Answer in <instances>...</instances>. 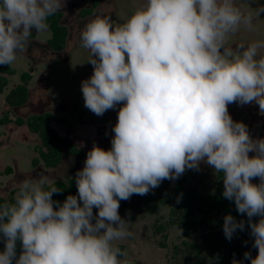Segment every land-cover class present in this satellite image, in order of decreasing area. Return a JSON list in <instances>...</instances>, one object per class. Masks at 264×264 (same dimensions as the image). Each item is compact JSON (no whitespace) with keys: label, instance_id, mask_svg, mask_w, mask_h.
<instances>
[{"label":"clouds","instance_id":"1","mask_svg":"<svg viewBox=\"0 0 264 264\" xmlns=\"http://www.w3.org/2000/svg\"><path fill=\"white\" fill-rule=\"evenodd\" d=\"M65 6L0 0V65H12L33 30L47 31ZM262 12L264 5L244 12L235 0H144L121 24L110 16L87 23L80 39L93 72L81 92L98 117L120 105L111 147L93 144L75 173L77 195L63 202L46 177L19 182L13 199L0 203V264H127L115 243L131 235L120 201L201 164L222 176L223 197L247 216L257 254L246 251L232 264H264V138L228 111L255 103L264 115V41L229 44L241 27L254 30ZM244 229V220L223 217L227 240Z\"/></svg>","mask_w":264,"mask_h":264},{"label":"rangeland","instance_id":"2","mask_svg":"<svg viewBox=\"0 0 264 264\" xmlns=\"http://www.w3.org/2000/svg\"><path fill=\"white\" fill-rule=\"evenodd\" d=\"M143 2L144 0H101L91 14L84 15L83 12L90 8L87 0H66L65 8L59 12L63 14L62 24L68 28L69 35L66 47L59 52L51 50L46 44L52 37L49 29L42 33H35L33 30L35 37L30 38L25 51L10 65L15 74L8 77L9 83L0 94V199H13L19 182L25 178L38 179L43 176L51 183L68 182L83 168L86 154L94 143L105 150L110 149L114 136L112 128L117 122L120 105L99 117L84 107L81 81L92 75L93 66L87 62L90 52L81 46V31L97 16H110L113 23L121 24ZM235 3L242 11L249 12L264 5V0H235ZM253 26L252 31L241 27L231 36L230 46L264 41V12L254 18ZM24 73H30L32 77L28 82L29 100L23 106L9 107L6 97L15 86L22 83L21 75ZM46 111L53 115L52 127L59 135L72 140L82 150V157L65 152L62 162L55 168H46L43 163L37 166L33 164L34 159L39 158L40 139L26 126H17L15 120ZM228 111L234 121H244L254 139L264 138V115L260 113L257 104L232 103L228 105ZM185 175L187 187L192 186L191 182L195 180V184L202 185V193H223L220 178L209 166L201 164L199 171L188 169L179 179L169 181L167 186L161 183L146 195L133 194L130 199L120 201L119 214L128 221L126 227L131 235L115 242L122 246L125 254L119 259L127 261V264H200L201 261H204L203 264L220 263L213 257L214 252L207 248V242L199 231H188L184 235L180 226L166 225L169 213L179 198L171 190ZM252 182L258 183L259 180L255 178ZM159 194L168 197L169 203L160 205L153 214L143 212L146 207L156 204L155 198ZM224 216H214L210 238L220 239L225 245L226 253H229L230 246L238 243L242 259L246 251L255 257L257 250L252 247L253 238L247 222L245 229L237 230L229 241L223 233ZM192 219L198 223L199 215ZM193 245L198 251L192 248ZM244 264H250V261L244 260Z\"/></svg>","mask_w":264,"mask_h":264},{"label":"trees","instance_id":"3","mask_svg":"<svg viewBox=\"0 0 264 264\" xmlns=\"http://www.w3.org/2000/svg\"><path fill=\"white\" fill-rule=\"evenodd\" d=\"M90 3V8L83 12V14H91L92 11L98 7L101 0H87ZM63 14L57 12L55 15L48 18L49 30L52 32V37L47 41V46L56 52L62 51L66 47L69 31L68 28L62 24ZM33 33L31 38H34ZM15 74V70L8 65H0V94L9 83V76ZM32 79L30 73H24L21 75V84L15 86L6 97V104L9 107L17 108L27 103L29 98L28 82ZM53 115L51 112L46 111L40 114H34L26 119L17 118L15 124L17 126H26L27 129L37 135L40 139V146L38 148L39 158L34 159L33 164L37 166L39 161L43 163L46 168H55L63 160L65 152L69 154L82 157V150L69 138L59 135V133L52 127L51 123ZM2 122H5L4 120ZM75 177V176H74ZM72 177L68 182L55 181L61 191L58 194L53 195V199L63 202L68 195H77V187L75 179ZM223 183L222 176L220 177ZM164 185L169 184V180L162 182ZM165 189V188H164ZM173 195H179V202L175 207L171 209L169 213V220L166 225L168 226H180L182 232L185 235L188 231L193 233L200 232L204 241L207 242V248L211 249L214 254L213 257L218 260L219 264H232L233 258L236 260H242L238 243L229 247V253L225 251V245L221 243L220 239L210 238L211 227L213 224L214 216L231 214L237 220H244L247 222V216L241 215L236 211L233 201H229L223 197V195H210V194H198L197 190L193 187L185 188L183 181L177 183V185L171 190ZM12 200V199H11ZM9 200V201H11ZM156 204L153 207H146L143 212L153 214L160 205L169 203V198L159 194L158 198H155ZM6 200L1 199L0 203ZM94 214L98 212V209H93ZM195 215H199V222L196 223L192 218ZM259 217H254L253 220H258ZM121 250L122 246H119ZM195 251H198L196 246H192ZM4 249V241L0 236V251ZM21 252L20 243L17 242V256ZM230 254V255H229ZM197 256L199 253L197 252ZM201 261L200 264H203ZM13 264L15 262L13 261Z\"/></svg>","mask_w":264,"mask_h":264},{"label":"crops","instance_id":"4","mask_svg":"<svg viewBox=\"0 0 264 264\" xmlns=\"http://www.w3.org/2000/svg\"><path fill=\"white\" fill-rule=\"evenodd\" d=\"M28 89H29V93H30V87H29V85H28ZM30 95V94H29ZM28 100H29V98H28ZM26 119V118H25ZM250 119H251V117H249L248 118V121H250ZM244 122V121H243ZM39 164H42V162H40ZM170 181V180H169ZM180 181H183V184H184V187L185 188H189V187H187L186 186V181H187V176L185 175ZM179 181V182H180ZM195 181V180H194ZM191 182L192 183V186H190V187H193V188H195L196 190H197V192H198V194H206V193H202V191H201V187H202V185L199 183V186L197 185V183L195 184V182ZM171 183V182H170ZM201 186V187H200ZM3 199V198H2ZM1 200V199H0ZM5 200V199H4Z\"/></svg>","mask_w":264,"mask_h":264}]
</instances>
